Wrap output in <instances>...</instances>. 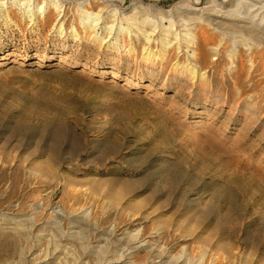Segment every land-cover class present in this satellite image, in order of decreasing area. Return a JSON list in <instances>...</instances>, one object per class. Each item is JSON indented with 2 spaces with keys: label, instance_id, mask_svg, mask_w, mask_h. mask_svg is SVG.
Wrapping results in <instances>:
<instances>
[{
  "label": "rangeland",
  "instance_id": "obj_1",
  "mask_svg": "<svg viewBox=\"0 0 264 264\" xmlns=\"http://www.w3.org/2000/svg\"><path fill=\"white\" fill-rule=\"evenodd\" d=\"M3 1L0 264H264V46L211 30L221 53L193 76L183 52L92 38L78 0L63 34L54 8ZM114 1L188 16V0Z\"/></svg>",
  "mask_w": 264,
  "mask_h": 264
},
{
  "label": "bare ground",
  "instance_id": "obj_2",
  "mask_svg": "<svg viewBox=\"0 0 264 264\" xmlns=\"http://www.w3.org/2000/svg\"><path fill=\"white\" fill-rule=\"evenodd\" d=\"M1 1L0 6L4 10L7 8V2ZM137 1L142 3L141 0ZM188 1V7L186 6L188 16L185 14L186 16L181 15L182 17L175 18L169 15L168 18L166 17L167 19L164 17L157 19L154 18L156 16L151 17L146 14L141 18L134 16V14H128L126 8L112 3L115 2L114 0H78L76 6H78L77 14L81 25L91 32L92 38L101 41L104 34L113 38L112 41L110 39L106 40V42H109L107 47H121L122 44L119 42V38L126 34L133 37V39L141 38L144 41L143 50L146 62L152 61L158 54L155 53L153 46L158 47H156V51L159 50V56H165L172 50L183 52L188 59L186 60L188 61L187 71L193 76H202V72L201 74L199 72L202 64L197 63L199 60L210 57L209 54L213 58L214 55L221 53L222 47L213 41L214 38L209 32L211 30H214L217 34L218 32L222 34L227 32L230 27L235 28V30L240 31L237 34L241 37L240 40H235V43H241L250 53L253 51L254 45L258 48L264 46V0H208L206 3L203 0ZM14 2L17 6L19 4L20 8L23 9L22 11L30 17L38 13L41 16H46L47 10L54 8L58 14L53 26L59 34L64 33L66 11L62 0H45L43 3L41 2V5L37 4V10L35 11L28 1L15 0ZM34 19H36V16ZM100 31L102 33H99ZM74 32L76 34L75 29ZM249 39L253 40V44H250ZM235 55L236 52L232 51L231 58ZM234 65L232 67H237ZM251 65L253 66V64Z\"/></svg>",
  "mask_w": 264,
  "mask_h": 264
}]
</instances>
